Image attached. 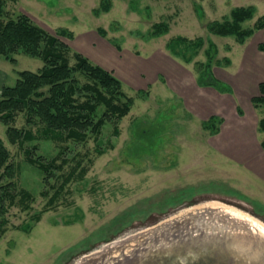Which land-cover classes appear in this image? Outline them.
Segmentation results:
<instances>
[{"label":"rangeland","instance_id":"rangeland-1","mask_svg":"<svg viewBox=\"0 0 264 264\" xmlns=\"http://www.w3.org/2000/svg\"><path fill=\"white\" fill-rule=\"evenodd\" d=\"M109 2L110 12L98 15L102 0H8L11 17L28 15L53 35L72 32L73 38L59 37L70 46L72 64L81 54L113 72L134 104L124 119L85 143L13 145L0 122L18 190L34 197L29 212L11 208L0 264H206L223 243L239 259L246 252L263 254L264 107L252 99L264 82V31L240 45L207 26L250 6L256 16L246 26H252L264 15V0ZM160 23L168 30L154 38ZM198 38L201 47L193 45ZM210 42L218 49L211 60ZM15 58L0 57V92L16 85L19 72L44 65L24 54ZM205 64L231 92L199 84ZM213 117L215 129H207ZM14 126L30 128L24 114ZM35 146L37 156L52 160L62 153L68 160L49 188L42 171L26 160L25 150ZM56 193L57 201L33 222ZM25 223L32 226L29 233L16 229ZM257 234L262 244L254 243Z\"/></svg>","mask_w":264,"mask_h":264},{"label":"trees","instance_id":"trees-1","mask_svg":"<svg viewBox=\"0 0 264 264\" xmlns=\"http://www.w3.org/2000/svg\"><path fill=\"white\" fill-rule=\"evenodd\" d=\"M7 3L8 0H0V57L16 63L15 56L24 54L41 59L44 63L37 72H19L16 85L4 86L0 92V122L8 127L7 135L11 144L24 146L28 142L42 140L85 143L93 136L98 137L107 124L118 123L131 112L134 100L124 91L122 81L113 72L92 63L81 54L76 55V63L72 64L70 46L59 38H73L72 32L61 29L57 35H53L28 15L20 14L13 18L6 9ZM111 8L109 0H102V7L96 12L98 15L100 12L108 13ZM255 16V7H240L234 9L228 18L221 22L214 21L207 27L213 35L222 38L233 37L238 44L244 45L256 32L264 31V15L252 26H246ZM154 29L152 36L159 38L167 32L168 27L165 23H160L154 25ZM177 41L190 42L182 37ZM209 44L206 54L211 60L218 49L214 42ZM193 45L201 47L203 39L198 38ZM259 49L264 54V41L259 45ZM200 67L204 72L203 79L200 78L199 81L201 86L208 85L221 92H231L230 87L227 86L224 90L222 83L214 79L211 64ZM206 80L209 83H205ZM259 88L260 95L252 99L257 108L264 107V82L260 83ZM102 109L104 111L100 114ZM21 114L25 115L29 129H18L14 126ZM215 120L218 119L213 117L209 121L212 124L207 123L206 128L215 129ZM259 131L264 133V118L259 123ZM262 147L264 148V141ZM35 150H38V146L25 150L26 160L42 171L45 175V187L49 188L50 181L56 178L55 171L62 170L68 160L62 153L52 160H47L37 156ZM97 150L99 154L105 151L100 147ZM11 158L10 150L0 138V239L8 232L10 222L7 216L11 208L20 206L23 211L29 212L34 202L30 192L18 190L15 182L16 168ZM80 166L81 164L78 168ZM76 171L77 169L74 170ZM84 173L82 172L81 177ZM69 179L70 176L67 181ZM4 180L7 183L1 184ZM67 181L61 186L60 193ZM47 194V191L43 192L44 196ZM57 199L56 193L49 200L48 208L41 214L32 216L31 220L38 223L42 214L50 209ZM16 229L29 233L32 226L25 223L16 226Z\"/></svg>","mask_w":264,"mask_h":264},{"label":"water","instance_id":"water-1","mask_svg":"<svg viewBox=\"0 0 264 264\" xmlns=\"http://www.w3.org/2000/svg\"><path fill=\"white\" fill-rule=\"evenodd\" d=\"M258 239L254 241L255 244H262V236L257 234ZM239 238L241 236H238ZM264 239V238H263ZM261 246V245H260ZM222 249H216L213 250V255L210 256V258L208 259V263L206 264H264V253L263 254H257V253H253L251 252H246L243 253L242 256H244L245 258H250V260H245L240 258L237 255L236 251L234 250H229L226 248L225 243L222 244ZM256 258H258L256 260ZM200 264H204L203 262H201Z\"/></svg>","mask_w":264,"mask_h":264}]
</instances>
